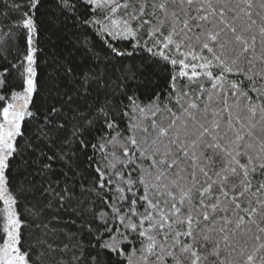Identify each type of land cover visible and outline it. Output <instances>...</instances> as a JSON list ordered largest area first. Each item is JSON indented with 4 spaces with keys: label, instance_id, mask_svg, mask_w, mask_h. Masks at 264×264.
<instances>
[{
    "label": "snow or ice",
    "instance_id": "1",
    "mask_svg": "<svg viewBox=\"0 0 264 264\" xmlns=\"http://www.w3.org/2000/svg\"><path fill=\"white\" fill-rule=\"evenodd\" d=\"M0 264H264V0H0Z\"/></svg>",
    "mask_w": 264,
    "mask_h": 264
}]
</instances>
